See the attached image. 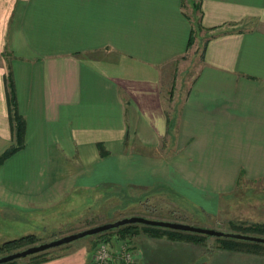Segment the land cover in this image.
Here are the masks:
<instances>
[{
  "label": "crops",
  "instance_id": "1",
  "mask_svg": "<svg viewBox=\"0 0 264 264\" xmlns=\"http://www.w3.org/2000/svg\"><path fill=\"white\" fill-rule=\"evenodd\" d=\"M192 10L202 51L171 107L164 74L191 45ZM9 79L25 138L0 161V209L135 184L214 213L240 179L264 178V0H0V155L14 142ZM166 238L137 234L133 264H154ZM216 244L202 264H264V244ZM88 248L22 264H89Z\"/></svg>",
  "mask_w": 264,
  "mask_h": 264
},
{
  "label": "rangeland",
  "instance_id": "2",
  "mask_svg": "<svg viewBox=\"0 0 264 264\" xmlns=\"http://www.w3.org/2000/svg\"><path fill=\"white\" fill-rule=\"evenodd\" d=\"M192 12L195 22H193L194 33L190 41L191 45L182 57L167 66V73L164 74V81L172 82V96H170L172 100L169 102L171 107L173 98L177 97L180 83L188 82L194 75L202 51L204 38L199 30L203 26L199 24L196 10ZM129 215L175 220L197 226L264 236V178L251 181L240 179L228 194L220 197L219 206L214 213L196 207L167 186L146 187L135 184L77 186L67 190L60 199L25 212L1 208L0 255ZM144 230H146L144 223H125L50 247L47 252H58L82 240L89 246V264H100L97 259L101 250L106 252V255L101 257L105 260L101 264H132L133 260L130 262L122 260V248L125 243H131L132 238ZM182 231L192 233L188 230ZM13 238L21 239H18L16 244H6ZM184 241L193 244L190 245V250L183 241L179 240L172 244V239L166 238L165 242L156 247L153 263L191 264V261L199 257L195 264H202L205 257L215 248L216 243H220V238L204 234L201 235L202 242ZM27 260L31 258L28 256L17 258V264Z\"/></svg>",
  "mask_w": 264,
  "mask_h": 264
},
{
  "label": "water",
  "instance_id": "3",
  "mask_svg": "<svg viewBox=\"0 0 264 264\" xmlns=\"http://www.w3.org/2000/svg\"><path fill=\"white\" fill-rule=\"evenodd\" d=\"M132 222H138V223H144V224H149V225L168 227L172 229L188 230V231L197 232V233H203V234H209V235H215V236L232 237V238H238V239H243V240L264 243L263 235H256V234L243 233V232H237V231H225V230L215 229L211 227H204L201 225L197 226V225H193V224L186 223V222L150 218V217H146L142 215H129V216H123V217L114 219L112 221H106L100 224H96L94 226L83 228L75 232L62 235L57 238H53V239L42 241L36 244L28 245L22 249H18V250L0 255V263L6 262L12 259L24 257L29 254L48 249L50 247H54V246H58V245H61L67 242H71L85 235L94 234V233H97V232H100V231H103V230H106L112 227H116V226H119L125 223H132Z\"/></svg>",
  "mask_w": 264,
  "mask_h": 264
},
{
  "label": "trees",
  "instance_id": "4",
  "mask_svg": "<svg viewBox=\"0 0 264 264\" xmlns=\"http://www.w3.org/2000/svg\"><path fill=\"white\" fill-rule=\"evenodd\" d=\"M198 6V4H195ZM192 39V36H191ZM8 97H9V103L11 104V116H10V122L11 127L13 129V144L9 146L6 151L0 155V161L6 158L7 156L14 153L16 150L20 149L24 144V138H25V120L22 115H20L16 109V103H15V96L13 92L12 87V81L8 80ZM130 224V223H129ZM145 229L144 231L159 234V235H166L169 238L172 239H183V240H189V241H201V233L197 232H183L182 230L177 229H171V228H165L163 226H155V225H149L144 224ZM220 238V246L234 249V250H246V251H258L259 247L258 245H263L262 242H256V241H249V240H243L238 238H232V237H225V236H218ZM23 238V237H21ZM18 238V239H21ZM16 238L10 239L7 241L6 244H16V241L18 240ZM47 249L32 253L27 255L31 259H42L46 257ZM0 264H17V258L12 259L6 262H2Z\"/></svg>",
  "mask_w": 264,
  "mask_h": 264
},
{
  "label": "built area",
  "instance_id": "5",
  "mask_svg": "<svg viewBox=\"0 0 264 264\" xmlns=\"http://www.w3.org/2000/svg\"><path fill=\"white\" fill-rule=\"evenodd\" d=\"M121 257L122 260L125 262H130L132 260H134V256H135V248L131 246L130 243H125L122 251H121ZM106 255V252L101 250L99 253V258L97 259L99 262L98 263H102V261H105L104 259H102L101 257H104ZM133 264V263H132Z\"/></svg>",
  "mask_w": 264,
  "mask_h": 264
}]
</instances>
